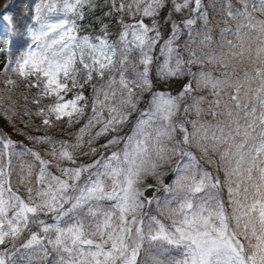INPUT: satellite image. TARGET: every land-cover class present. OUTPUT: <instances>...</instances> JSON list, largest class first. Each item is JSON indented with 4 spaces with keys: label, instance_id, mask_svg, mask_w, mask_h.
<instances>
[{
    "label": "snow or ice",
    "instance_id": "1",
    "mask_svg": "<svg viewBox=\"0 0 264 264\" xmlns=\"http://www.w3.org/2000/svg\"><path fill=\"white\" fill-rule=\"evenodd\" d=\"M106 5L116 40L100 17L99 34L82 31L96 0H34L23 25L2 16L0 116L21 133L17 118L28 128L38 117L36 132L87 118L74 142L27 135L51 159L0 132V264H264V0ZM158 46L156 78L190 77L176 94L156 89ZM21 85L32 93L22 107ZM25 156L39 167L20 165L14 188L13 158ZM148 176L163 195L144 196L159 191L141 187Z\"/></svg>",
    "mask_w": 264,
    "mask_h": 264
},
{
    "label": "rangeland",
    "instance_id": "2",
    "mask_svg": "<svg viewBox=\"0 0 264 264\" xmlns=\"http://www.w3.org/2000/svg\"><path fill=\"white\" fill-rule=\"evenodd\" d=\"M206 2H207V0H206ZM33 3H34V0H30L28 3V6L25 5V6L21 7L20 9H19V7L12 6L11 8H9L7 10V12H3L2 16L3 15H11L14 18L13 22L15 24L16 23L28 24V23H30L29 17L31 16V6ZM96 3L98 5V7L95 11L89 12L86 9V19L82 22V25H83L82 31L88 32V33H93V34H99L100 23L97 21L96 18L100 17V19L104 23H107L109 25L110 39L116 40L118 38V32H119V25L116 23V18L115 17H104V15H103L104 12L108 11V7L106 5V0H96ZM168 10H169L168 8H165L160 13L162 31H163V34L165 37H167L171 31L170 23H165L163 20V18L166 16V13L168 12ZM180 17H181V14L176 13L173 18L175 20H177V22H179ZM209 18L213 21L214 24L217 23L218 21H220V19H221L219 15L212 12L211 8H209ZM137 19H139V17H137ZM126 20H127V18H126ZM127 22H132V21L127 20ZM145 23H150V21L148 19H145ZM198 23H199V21H198ZM0 26H1L0 36L6 35L9 32V23L7 21L3 20V18H1ZM212 35L217 40L219 39L218 30H214ZM186 42H187V36L186 35H181L179 37V39L176 41V44H178L180 46V52L184 56L185 59H187V57H188V52L185 50V47H184ZM158 49H159V46L157 47V51L153 53L154 57H156V59H154L153 65H152V71H153L154 77H155V65L157 63L162 62L164 59L163 56L159 55ZM130 59H131V63L128 65L129 69H131L133 66L139 68V65H138L139 54L134 52L132 54V56L130 57ZM172 66L174 67V63ZM190 67H191L192 71H197V69H198V66L195 64L190 65ZM188 79H190L189 76H183V77L171 78L167 81H163V80H159V78L155 77L154 82H155V86H156L157 90H165L166 89V90L170 91L172 94H176L178 91H180L183 84L186 81H188ZM21 92L25 95H29V97L32 94L24 88L21 89ZM33 92H34V90H33ZM203 94H207L206 90H204ZM85 95L86 96L91 95V89L90 88L86 89ZM24 103H25V101L22 98H20V100L18 101V105L22 107L24 105ZM28 106L33 107L30 103V100L28 102ZM205 107H206V105H205ZM88 114H90V111ZM86 118H87V115H86L84 120L80 121L79 124H74L71 127L65 122L63 124L57 125V127H55V128H49V129L41 130L40 132L35 131V128L39 127L41 125V121L38 117L32 118V126L28 127V128H25L24 123H21L20 119L17 118L16 119L17 127L24 130L23 133H21L19 131H16L15 129H13V127L7 121V119H5L3 116H0V132L7 133V135L10 136L14 141L22 142L24 146H27L28 148H31L34 151L40 152L41 155L43 156V158L51 159V157L44 155L45 150L47 149L48 146L33 143L32 141L27 139V135H48V136H51L57 140L70 139L74 142L75 141V133L86 122ZM24 119L27 120V117H24ZM125 131H127V129H125ZM103 142H104L103 138H101L99 143H103ZM83 151H87V148L85 147L83 149ZM78 160H79V162H82V163L91 162L90 157L78 156ZM29 163H32L34 168L38 169L39 165L35 164L31 157L25 156L24 158H18V157L13 158L14 188H15L16 173L19 172L20 165L29 164ZM174 164H175V160H173L172 164L166 165L163 169L160 170L162 173L160 179L163 180V177L166 175V173L168 171H171ZM61 166L63 167V166H69V165H67V163H65V164H62ZM205 167H208L210 171L213 170L212 166L205 165ZM220 176H221V179H223V173L222 172L220 173ZM174 178H175V173L171 177L168 184H170ZM151 182L157 183L159 186L162 187V185H160L158 179L156 177H153V176L146 177L144 179L141 187L143 188L146 184L151 183ZM19 191H20L21 195H24L23 188H20ZM161 195H163V193ZM224 195H225V199H226L227 198V190L226 189L224 190ZM148 210L149 209H145V211H148ZM151 211L153 214H156L154 207L151 209Z\"/></svg>",
    "mask_w": 264,
    "mask_h": 264
},
{
    "label": "trees",
    "instance_id": "3",
    "mask_svg": "<svg viewBox=\"0 0 264 264\" xmlns=\"http://www.w3.org/2000/svg\"><path fill=\"white\" fill-rule=\"evenodd\" d=\"M9 2V0H0V10H2L4 8V5L7 4ZM3 86L0 85V88H2ZM16 95L13 97L14 100L18 101V97H19V90L16 89L15 90Z\"/></svg>",
    "mask_w": 264,
    "mask_h": 264
},
{
    "label": "water",
    "instance_id": "4",
    "mask_svg": "<svg viewBox=\"0 0 264 264\" xmlns=\"http://www.w3.org/2000/svg\"><path fill=\"white\" fill-rule=\"evenodd\" d=\"M167 181V178H166ZM155 186V185H154ZM156 187V186H155ZM147 188V187H146ZM156 191L154 189L148 188L147 191L144 192L145 197L152 196Z\"/></svg>",
    "mask_w": 264,
    "mask_h": 264
}]
</instances>
